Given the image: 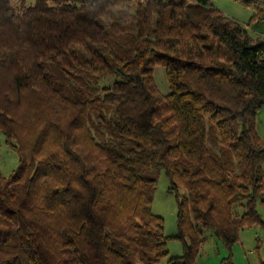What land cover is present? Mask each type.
<instances>
[{
    "label": "trees",
    "instance_id": "1",
    "mask_svg": "<svg viewBox=\"0 0 264 264\" xmlns=\"http://www.w3.org/2000/svg\"><path fill=\"white\" fill-rule=\"evenodd\" d=\"M214 1L0 0V153L18 157L8 177L0 162V264H160L162 174L168 264H198L199 225L228 251L264 234V37ZM234 1L264 22V0Z\"/></svg>",
    "mask_w": 264,
    "mask_h": 264
},
{
    "label": "rangeland",
    "instance_id": "2",
    "mask_svg": "<svg viewBox=\"0 0 264 264\" xmlns=\"http://www.w3.org/2000/svg\"><path fill=\"white\" fill-rule=\"evenodd\" d=\"M21 0H13V3H19ZM35 0H27V6L34 4ZM213 7L222 12L226 16L236 20L240 24H246L252 11L243 8L234 0H217L213 2ZM131 7L130 9H132ZM154 79L156 80L158 89L163 96L170 94V86L166 78V71L163 67L157 66L154 69ZM114 78H107L101 82L100 87L110 86L114 83ZM110 117V115H108ZM257 133L261 139H264V107L259 111L257 117ZM1 172L4 177L10 176L18 167V157L6 147L4 144L0 153ZM264 174V167H263ZM169 188V181L164 174L161 175L157 185L155 201L152 206L154 215L164 220V235L168 238L167 250L169 257L160 264H168V261L181 253V244L177 240H171L175 236L176 230V202L173 196L167 193ZM258 211L264 221V208L261 203H258ZM201 240L203 241V248L197 258L199 264H219L225 257L231 254L233 264H260L263 258V253L258 252L257 241L263 240L264 234L260 226L254 225L252 227L244 228L239 237V242L236 243L230 251L223 243L215 239L211 231H206L199 225Z\"/></svg>",
    "mask_w": 264,
    "mask_h": 264
},
{
    "label": "crops",
    "instance_id": "3",
    "mask_svg": "<svg viewBox=\"0 0 264 264\" xmlns=\"http://www.w3.org/2000/svg\"><path fill=\"white\" fill-rule=\"evenodd\" d=\"M222 13V12H221ZM223 14V13H222ZM226 16V15H225ZM227 17H231V16H227ZM251 17H252V15H251ZM251 17H250V19H251ZM232 19V18H231ZM250 19H249V21H250ZM249 21L246 23V24H242L243 26H245V27H247V29H248V31H249V33L252 35V36H255V37H264V22H262V23H252V24H250V25H248L249 24ZM176 208H177V206H176ZM176 216H177V214H176ZM176 230H177V224H176ZM177 234H178V231H177V233H176V235L175 236H173V237H171V240H176V236H177ZM178 241V240H177ZM179 242V241H178ZM181 244V243H180ZM203 245L204 244H202V247H201V249L203 248ZM201 252V251H200ZM182 253H183V248H182V245H181V253L179 254V256H177V257H174V258H172V259H175V258H178V257H180L181 255H182ZM197 263L199 264V262H198V259H197ZM207 264V263H206ZM219 264H223L222 263V261L219 263Z\"/></svg>",
    "mask_w": 264,
    "mask_h": 264
}]
</instances>
